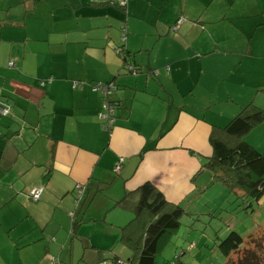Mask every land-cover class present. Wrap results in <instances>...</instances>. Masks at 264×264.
Listing matches in <instances>:
<instances>
[{"label": "crops", "instance_id": "0c3cea01", "mask_svg": "<svg viewBox=\"0 0 264 264\" xmlns=\"http://www.w3.org/2000/svg\"><path fill=\"white\" fill-rule=\"evenodd\" d=\"M120 2L0 0V264H137L152 219L140 188L198 203L213 127L264 105V0ZM111 80L106 128L92 85Z\"/></svg>", "mask_w": 264, "mask_h": 264}, {"label": "trees", "instance_id": "16d2710c", "mask_svg": "<svg viewBox=\"0 0 264 264\" xmlns=\"http://www.w3.org/2000/svg\"><path fill=\"white\" fill-rule=\"evenodd\" d=\"M122 1V0H121ZM128 1V0H127ZM116 5L126 12V3ZM179 19L177 24L183 22ZM177 28L174 27L173 30ZM121 29V42L124 43L127 36V26L124 23ZM128 53L123 52L122 57L126 61ZM123 69L127 73L136 75L140 69L131 64H123ZM152 77H156L157 70H150ZM97 84L108 85L107 92H102L96 88ZM80 82L73 84L74 88H79ZM94 91L100 92L103 98V113H107L105 103L112 110V118L115 120L116 102H111L107 97L110 92L116 90L115 83L97 82L92 85ZM0 105L8 108L0 100ZM264 121V106H257L250 102L243 106L239 112L231 118L224 126H215L209 137L212 154L203 163L212 176L209 186L215 182H221L226 189L233 192L244 203V209L252 207L253 202L259 204L264 201V150L258 151L255 147L247 143L243 138L254 127ZM105 125V120L103 121ZM141 198L139 208L150 213L152 219L146 227L143 245L138 254L137 264H155V256L160 245H163L168 236L179 226V219L184 214V209L180 205H172L166 202L162 194L158 192L150 183L144 184L141 188ZM142 211V210H141ZM244 237L235 230L221 240L219 250L224 255L227 262L231 253L238 252L244 245ZM239 264H261L258 258L250 253L244 254Z\"/></svg>", "mask_w": 264, "mask_h": 264}, {"label": "rangeland", "instance_id": "374dc122", "mask_svg": "<svg viewBox=\"0 0 264 264\" xmlns=\"http://www.w3.org/2000/svg\"><path fill=\"white\" fill-rule=\"evenodd\" d=\"M243 139L258 151H263L264 121L249 131ZM197 201L194 205L185 203L179 226L159 246L155 264H239L240 259L247 253L264 264V201L261 200L259 204L253 202L252 207L244 209L242 200L221 182L212 183ZM11 205L17 210L22 208L16 202ZM8 211L7 207L0 208V212L8 214ZM6 222L0 220L1 250L9 246L7 236L10 226ZM26 228L27 225H20L12 229L15 235ZM232 230L244 237V245L238 252L231 253L225 263L226 259L218 246ZM14 256L11 253L5 259L11 260ZM119 257L126 262L131 254ZM106 261L112 262L111 258H106Z\"/></svg>", "mask_w": 264, "mask_h": 264}, {"label": "built area", "instance_id": "2783aa9c", "mask_svg": "<svg viewBox=\"0 0 264 264\" xmlns=\"http://www.w3.org/2000/svg\"><path fill=\"white\" fill-rule=\"evenodd\" d=\"M126 1L127 0H122L121 4H125ZM9 65L10 66H14V63L10 62ZM96 88L105 93V92L108 91L109 86L108 85H103V84H97ZM105 107L107 108V113L105 115L104 114L102 115V117L106 121L104 126L106 128H110L111 125L114 122V119L112 118V110H111L110 107H108V105L106 103H105ZM0 114L4 115V116L7 115L8 114V109L6 107L0 105ZM39 195H40V190H38V189L31 190V197H32L33 200H37L39 198ZM116 262H117V264H124V262L122 260H120V259L116 260ZM99 264H108V263L106 261H102Z\"/></svg>", "mask_w": 264, "mask_h": 264}]
</instances>
